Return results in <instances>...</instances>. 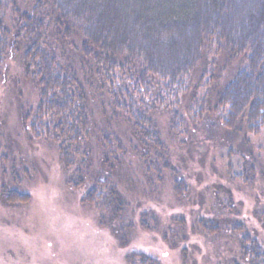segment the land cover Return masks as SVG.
I'll return each mask as SVG.
<instances>
[{
  "label": "trees",
  "instance_id": "16d2710c",
  "mask_svg": "<svg viewBox=\"0 0 264 264\" xmlns=\"http://www.w3.org/2000/svg\"><path fill=\"white\" fill-rule=\"evenodd\" d=\"M211 54L242 61L217 97V106L226 110L213 126L227 155L235 152L243 160L249 180L259 157L248 135L264 130V0H0V85L5 88L7 67L15 63L21 83L37 93L33 106L22 102L18 90L21 132L28 144L54 149L67 181L87 189L84 201L101 209L99 224L122 246L129 243L131 224L118 181L131 179L132 161L139 162L152 190L168 176L177 201L199 204L203 199L187 182L184 158L175 161L166 146L156 116L164 102L186 95L182 86ZM132 80L135 91L140 83L148 87L140 97L124 94L125 82L131 86ZM13 82L18 88L19 82ZM95 104L103 114L100 122ZM165 106L176 114L175 107ZM5 125L0 119V199L14 202L25 197L9 188L19 182L13 152L19 142ZM173 125L170 120L180 135ZM223 187L217 186L226 189L229 199L220 203L230 211V189ZM228 215L214 216L215 225L235 227ZM149 222L154 223L142 215V227L148 229ZM195 223L202 229L211 226ZM252 245L241 239L244 257L245 252L262 255ZM140 257L141 264L149 261ZM134 260L128 258L130 264Z\"/></svg>",
  "mask_w": 264,
  "mask_h": 264
},
{
  "label": "rangeland",
  "instance_id": "374dc122",
  "mask_svg": "<svg viewBox=\"0 0 264 264\" xmlns=\"http://www.w3.org/2000/svg\"><path fill=\"white\" fill-rule=\"evenodd\" d=\"M241 67L239 59L208 55L191 73L189 83L182 86L181 90L186 86V95L179 94L176 102H164L157 111V126L166 146L175 154V161L179 156L184 158L187 182L203 199L199 204L177 201L168 176L152 190L139 162L132 161L131 179L118 181L128 201L126 217L131 224L129 243L122 246L108 227L99 224L101 209L84 201L87 189L67 181L54 149L28 144L16 110L18 90L22 102L33 106L37 93L21 83L18 65L10 63L5 88L0 85V119H5V132L10 131L19 142L13 151L19 182L9 188L25 197L14 202L0 199V264H130L131 256L135 257L134 264H141V255L149 259L146 264H264V130L248 135L259 159L254 164V176L247 180L243 160L235 152L227 155V148L222 147L225 142L217 135L221 133L213 126L218 113L226 110L217 106V97ZM15 79L18 88H14ZM125 85L124 94L131 96L140 97L148 88L140 83V90L135 91L134 80L131 86L128 81ZM165 105L171 110L175 107L176 114ZM93 110L95 121L103 120L98 105ZM170 120L174 129H181L180 135L171 129ZM224 141L233 146L228 138ZM218 185L230 189L234 209L223 208L220 202L229 198L226 189H218ZM225 213L235 227L215 225L214 216ZM142 215L153 219L148 229L140 223ZM195 220L210 222L211 226L202 229ZM241 239L246 245H258L262 255L245 252L244 257Z\"/></svg>",
  "mask_w": 264,
  "mask_h": 264
}]
</instances>
